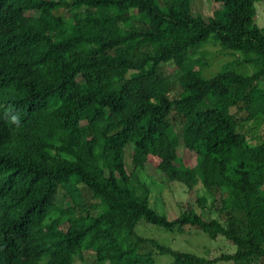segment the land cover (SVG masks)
Masks as SVG:
<instances>
[{
	"label": "trees",
	"instance_id": "16d2710c",
	"mask_svg": "<svg viewBox=\"0 0 264 264\" xmlns=\"http://www.w3.org/2000/svg\"><path fill=\"white\" fill-rule=\"evenodd\" d=\"M256 1L209 0L199 14L190 0H0V264H73L83 251L105 264H155L153 250L165 264L209 261L132 222L122 235L126 218L221 234L234 250L217 258L264 264V142L237 129L264 116ZM209 39L233 56L204 76ZM126 143L132 172L192 157L186 177L215 214L155 211L129 182Z\"/></svg>",
	"mask_w": 264,
	"mask_h": 264
},
{
	"label": "rangeland",
	"instance_id": "374dc122",
	"mask_svg": "<svg viewBox=\"0 0 264 264\" xmlns=\"http://www.w3.org/2000/svg\"><path fill=\"white\" fill-rule=\"evenodd\" d=\"M209 5V0H190V8L199 14H206L209 10ZM253 20L258 26L264 25V0L254 3ZM200 49L204 51L203 59L205 60V65L201 68L204 76L211 75L221 62L229 60L233 56L228 52L219 50L218 45L212 39L207 40ZM197 54L194 53V56H197ZM230 66L240 73H250L252 71L250 65L247 64L232 62ZM230 111L232 112L233 109L230 108ZM234 116L237 119H241L244 114L235 112ZM237 129L244 135L247 144L264 142V116L243 120L239 122ZM192 164V157L182 158L181 163L175 166L166 160L148 157L142 169L136 168L132 172L129 161V144L126 143L123 147V165L129 175L130 184L138 194L145 191L148 205L169 218L178 213V203L192 207L201 216L206 214L213 216L215 214L214 209L208 205V200H206V205L209 207L208 210L206 207L201 208L197 204L196 197L202 194V188L197 179L190 180L185 174V168ZM65 199L61 195L60 190L57 191V204L66 205ZM131 222L133 223L134 231L139 235L153 238L173 250L187 251L200 255L209 260L204 264H232L228 258H217L219 255L231 254L234 250V245L221 234L209 238L203 232L190 227H184L181 230L175 228L164 229L142 220L133 222L131 219L126 218L120 223L122 235L125 234V228ZM142 246L144 250H150L151 248L147 242L143 243ZM151 256L155 264H165L170 259L167 253L159 254L155 250L151 251ZM73 264L105 263L93 261L87 255V251H83L82 258H75Z\"/></svg>",
	"mask_w": 264,
	"mask_h": 264
}]
</instances>
